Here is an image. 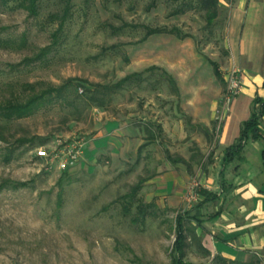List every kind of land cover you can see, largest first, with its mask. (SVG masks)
Segmentation results:
<instances>
[{"label":"rangeland","instance_id":"1","mask_svg":"<svg viewBox=\"0 0 264 264\" xmlns=\"http://www.w3.org/2000/svg\"><path fill=\"white\" fill-rule=\"evenodd\" d=\"M181 1L69 0L65 11V0H38L36 17L0 5V40L6 42L0 44V101L24 102L72 80L64 98L45 100L28 117L0 119V264H169L174 211L152 203L139 217L136 205L151 204L144 202L141 190L130 212L123 210L122 196L147 174L140 165L134 167V153L121 164L106 152L86 156L84 149L74 166L58 172L37 158L36 150L57 138L86 142L97 132L100 110H119L130 114L134 125L155 130L158 117L174 111V100L181 96L222 97L230 71L224 21L220 14L207 27L197 8L173 15ZM149 29L162 32L145 37ZM45 48L49 51L36 59ZM209 61L222 67L221 79ZM171 63L183 87L181 96L158 70L144 73V81L124 84L103 107L79 92L90 83L112 84L149 66L165 69ZM178 115L185 120L183 113ZM218 131L215 124L214 134ZM256 159L260 163L252 151L251 160Z\"/></svg>","mask_w":264,"mask_h":264},{"label":"crops","instance_id":"2","mask_svg":"<svg viewBox=\"0 0 264 264\" xmlns=\"http://www.w3.org/2000/svg\"><path fill=\"white\" fill-rule=\"evenodd\" d=\"M218 17L226 27L228 69L242 76L240 92L224 113L218 133L214 134V113L222 106L225 88L218 100L186 99L171 63L159 68L178 82L181 97L174 100V111L158 117V131L134 125L131 115L119 110H100L97 132L84 144L85 155L106 152L125 163L126 154L134 153V167L140 165L147 172L137 182L144 202L174 211L175 217L184 214V261L219 264L215 257L237 262L257 257L264 264V196L258 191L264 182L261 142L246 143L243 161L223 162L225 148L234 143L240 125L250 116L252 100L264 97V0H218L214 24ZM148 132L154 134L153 140L147 139ZM250 151L258 154L260 163L251 160ZM193 179L200 183L199 201L186 209L184 195Z\"/></svg>","mask_w":264,"mask_h":264},{"label":"trees","instance_id":"3","mask_svg":"<svg viewBox=\"0 0 264 264\" xmlns=\"http://www.w3.org/2000/svg\"><path fill=\"white\" fill-rule=\"evenodd\" d=\"M66 1L65 11L67 9V4L69 0ZM217 2L218 0H195V1H185L182 0L178 7L173 11V15L183 14L185 11L193 8H197L204 12L206 26L212 27L214 24V20L217 16ZM0 5L5 8L12 9H21L27 13L28 16L36 17L38 15V0H0ZM64 16V14H63ZM62 23L58 25V29L52 34V38L54 42L57 41L58 34L61 30ZM162 32L158 29H149L145 35L148 37L152 34H157ZM170 32V31H169ZM24 37L20 39V44H24ZM4 44L0 40V44ZM49 51L47 48L40 51V54L36 57L40 58L42 55L46 54ZM213 73L214 75L221 79V74L218 71L217 66L212 63ZM154 70H158L163 79L170 85L174 92L177 91L176 81L167 71L161 69L156 66H149L145 68L141 72H133L125 75L118 81L112 84H88L82 92L84 91L87 94V100L94 104L97 107H103L109 97H111V93L116 90L122 88L124 84L127 82L135 81L141 82L144 81V73L152 72ZM72 80H68L66 83L59 87H49L42 91L40 94H35L30 98L26 99L24 102L19 101L17 99H5L0 101V119L6 122H10L13 120L21 119L24 117H28L32 115L35 110L47 99H50L54 96L64 98L63 92L67 87V84L71 83ZM258 106V107H256ZM261 121L264 122V98L255 96L251 103V112L249 118L242 122L240 125L239 135L234 141V143L224 150L223 162L228 163L231 161H243V149L246 143L249 140H258L261 142L262 150H261V161L262 167H264V131L261 129ZM155 131H158L159 127L155 126ZM154 134L148 132L147 139L153 140ZM1 139V138H0ZM20 186H23L21 184ZM140 182L133 186L131 190L122 196L127 206L123 210L125 213H129V207L131 205V201L134 199L135 195L140 189ZM258 191L264 196V182L258 186ZM153 207V204H137L136 205V213L139 217L144 218L146 216L147 210ZM184 214H179L175 217L174 220V233L175 239L171 248V259L169 264H190L184 261L185 256V248H186V229L183 220ZM188 230V229H187ZM215 259L219 262V264H259V260L257 257H252L247 262H237V261H227L220 257H215Z\"/></svg>","mask_w":264,"mask_h":264},{"label":"built area","instance_id":"4","mask_svg":"<svg viewBox=\"0 0 264 264\" xmlns=\"http://www.w3.org/2000/svg\"><path fill=\"white\" fill-rule=\"evenodd\" d=\"M242 87V76L238 70L232 69L225 76V90L222 98V106L215 110L214 122L220 128L224 113L231 101L238 95ZM79 92H82L79 89ZM84 139L79 137H66L55 139L48 147L36 150V156L42 159L49 169L65 172L74 166L82 157L84 152ZM200 183L193 179L190 181L185 195V208L189 209L199 201Z\"/></svg>","mask_w":264,"mask_h":264}]
</instances>
